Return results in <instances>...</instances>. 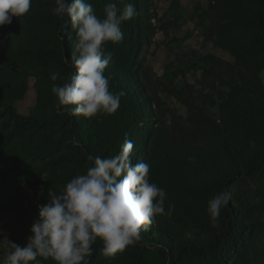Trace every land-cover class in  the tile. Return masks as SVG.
Instances as JSON below:
<instances>
[{"label": "trees", "instance_id": "obj_1", "mask_svg": "<svg viewBox=\"0 0 264 264\" xmlns=\"http://www.w3.org/2000/svg\"><path fill=\"white\" fill-rule=\"evenodd\" d=\"M88 2L102 16L109 0ZM111 2L119 8L132 3L137 12L121 25L124 39L105 45L110 59L104 74L110 90L125 93L119 109L111 115L85 118L70 114L60 105L56 107L57 98L51 89L63 80L52 84L46 79L39 81L37 88L38 114H17L8 102L24 98L28 90L30 73L19 65L25 46L13 22L0 26V119L5 116L10 125L0 134V171L6 148L20 133L29 137L56 133L64 141L78 142L74 147L77 163L84 169L88 156L116 155L127 134L140 148L137 158L133 149V163H148L151 175L158 165L161 167L163 173L158 178L153 176L174 206L171 216L155 217L140 233L146 244L159 245V264H264V0H208L205 14L210 23L204 35L234 62L213 54L203 57L209 66L203 70L213 77L207 102L216 105V116L189 107L184 123H173L170 131L164 128L166 113L159 96L149 92L134 70L148 41L145 33L153 31L152 19L157 17L153 0ZM54 6L55 0H46L49 11L41 14L49 35L45 45L32 48V52H51L67 77L75 71L70 59L66 62V57L73 55L75 31L69 28L67 17L60 19L52 14ZM27 17L23 16L21 30L27 27ZM29 31L36 38L43 34L36 28ZM49 101L51 110L47 108ZM148 119L150 127H140L142 120ZM220 191H227L230 200L221 210L219 227L214 228L206 211L207 201ZM10 205L6 199L0 200V213ZM25 232L10 230L6 239L0 235V240H5L10 251L12 243L22 246ZM101 247L102 242L97 241L93 254ZM139 263L143 264L142 260ZM42 264L53 262L42 260Z\"/></svg>", "mask_w": 264, "mask_h": 264}, {"label": "clouds", "instance_id": "obj_2", "mask_svg": "<svg viewBox=\"0 0 264 264\" xmlns=\"http://www.w3.org/2000/svg\"><path fill=\"white\" fill-rule=\"evenodd\" d=\"M31 4L32 0H0V26L26 15ZM51 12L60 19L67 17L75 31L73 55L66 57L75 71L67 77H61L59 71L50 73L53 82L63 79L51 89L58 105L85 118L114 114L125 93L110 90L104 74L110 59L105 45L124 39L121 25L137 15L134 5L125 3L119 8L109 0L98 16L88 0H55ZM134 147L125 134L116 155L88 156L84 173L71 178L59 193L49 190L47 203L38 205L26 244L12 243L0 264H42V260L90 264L98 240L102 242L100 252L115 257L134 244L155 217L171 216L174 206L166 210V190L151 181L150 165L133 163ZM229 200L230 194L220 191L207 201L212 227H219L221 210Z\"/></svg>", "mask_w": 264, "mask_h": 264}, {"label": "rangeland", "instance_id": "obj_3", "mask_svg": "<svg viewBox=\"0 0 264 264\" xmlns=\"http://www.w3.org/2000/svg\"><path fill=\"white\" fill-rule=\"evenodd\" d=\"M45 2L46 0H32V8L25 19L27 27L23 30L20 29L23 16L12 19L15 31L25 46V54L19 65L26 68L30 76L24 98L8 103L22 116L37 115L39 112L37 92L39 81L46 79L53 84L50 79L52 71H59L60 76L65 77L63 69L57 66L56 58L51 52L46 54L42 50H38L37 54L32 52V48L44 46L49 35L41 14L43 11L44 13L49 11L45 7ZM153 6L157 12V17L152 19L154 28L153 31L145 33L148 35V41L142 47L138 57L139 64L134 70L139 72L149 92L159 96L166 113L165 130L170 131L173 123L182 125L188 116L189 107L194 110H206L211 116H216V105L209 106L207 102L206 95H209L213 77L212 74H205L203 69L209 66L203 57L213 54L231 63L234 62V58L204 35L210 23L205 14L208 0H153ZM30 28H36L43 34L36 38L30 33ZM58 32L59 30L57 35ZM7 33L12 34L11 31ZM261 77L264 78V72ZM61 80L63 79L57 81ZM148 105L151 110L155 109L154 105ZM47 108L52 109L51 101L48 102ZM4 118L0 119V125L2 124L0 134L10 128ZM142 121L140 127L152 124L149 119ZM185 123L190 124L188 119ZM142 143L143 141L140 142L141 145ZM76 144L78 142L73 144L68 140L64 141L56 133L50 135L42 133L39 137H29L28 134L20 133L6 148L4 165L0 171V200L6 199L11 205L9 210L0 213V235L3 239H6L10 230L20 229L26 231L22 241V246L25 245L31 235L30 226L38 217V205L47 203L48 191L59 193L71 178L86 171L77 163L78 154L74 148ZM134 149L137 158L140 155V148L135 145ZM162 173L159 165L152 171V175L150 173L151 181L159 187L161 186L155 177L158 178ZM49 184L51 187L48 188ZM33 185L36 188H33ZM167 205H170L168 197L165 201V206ZM158 246L146 244L140 237L115 257H106L100 250L96 251L90 257V264H140V260L143 264H159L162 257ZM7 249L5 240H0V261L7 254Z\"/></svg>", "mask_w": 264, "mask_h": 264}]
</instances>
